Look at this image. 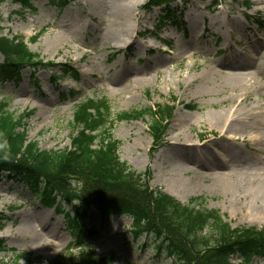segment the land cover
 Segmentation results:
<instances>
[{"label": "rangeland", "instance_id": "374dc122", "mask_svg": "<svg viewBox=\"0 0 264 264\" xmlns=\"http://www.w3.org/2000/svg\"><path fill=\"white\" fill-rule=\"evenodd\" d=\"M30 2V9L10 0L0 5L2 34L22 37L43 63H52L36 70L35 82L25 72L18 83H0V101L7 102L14 116L34 110L24 118L29 141L48 152L69 149L74 110L87 99L106 98L113 119L123 112L175 100L166 131L156 144H152L148 116L112 121L120 161L138 173L148 169L151 188L182 205H188L191 198H202L205 209L218 210L232 226H264L263 215L252 212L261 203L255 197L264 186V124L255 133L224 131L210 124L235 96L247 97L241 109L264 108V85L260 83L264 80L260 75L264 8L259 0H176L171 6L182 12L179 25L169 23L156 34L151 28L161 13L156 7L143 11L146 0H72L63 8L51 6L47 0ZM134 4H138V12L129 20L136 24L135 30L112 43L108 32L121 20L118 6L132 8ZM56 39L65 42L52 47ZM179 46L185 48L182 55L176 53ZM232 56L248 63L252 75L259 71L256 88L241 91L229 86L222 66ZM2 60L0 55V63ZM157 60L159 65H155ZM62 67L68 70L65 74H61ZM127 67L131 71L123 74ZM118 74H123L119 82L110 84L108 80ZM126 88L131 92L122 93ZM186 104L195 108H185ZM176 133L192 141L188 144L199 142L203 153L224 159L220 171L232 174L236 185L220 188L215 173L185 162L193 151L188 146L181 154H172ZM182 170L187 173L182 175ZM0 212L6 216L0 231L6 250L0 252V264H73L84 247L98 256L112 257L114 264H171L150 238L132 239L127 216L104 220L94 215L86 220L85 226L95 233L85 234V246L80 249L71 245L65 218L33 202L22 185L0 182ZM26 222L35 234L24 230ZM249 264H264V259L255 258Z\"/></svg>", "mask_w": 264, "mask_h": 264}, {"label": "trees", "instance_id": "16d2710c", "mask_svg": "<svg viewBox=\"0 0 264 264\" xmlns=\"http://www.w3.org/2000/svg\"><path fill=\"white\" fill-rule=\"evenodd\" d=\"M4 1L0 0V5ZM10 1L23 8L32 6L30 0ZM175 1L147 0L144 4V11L156 7L161 13L153 26L155 33L167 23L179 25L182 12L171 6ZM47 2L63 8L72 0ZM244 6L250 8L248 4ZM0 55V83H18L25 72L35 82L39 67L52 66L31 52L22 37L3 35L1 27ZM67 71L62 67L61 74ZM173 108L157 104L120 113L113 119L106 98L87 99L74 110L70 148L48 152L27 139L24 118L34 110L14 116L7 102L0 101V182L22 185L30 191L33 202L62 215L71 234V245L80 249L85 246V234H94L93 229L86 228V220L94 215L104 220L123 215L131 219L128 232L132 239L150 238L156 251L171 264H249L255 258L264 259V227H233L218 210L205 209L202 198H191L188 205H182L172 196L152 190L148 169L138 173L119 160L120 143L111 133L113 120L148 116L149 131L156 144L162 140ZM5 220L0 212V230ZM5 250L0 239V252ZM73 264L114 263L112 257L98 256L90 247H84Z\"/></svg>", "mask_w": 264, "mask_h": 264}, {"label": "bare ground", "instance_id": "6f19581e", "mask_svg": "<svg viewBox=\"0 0 264 264\" xmlns=\"http://www.w3.org/2000/svg\"><path fill=\"white\" fill-rule=\"evenodd\" d=\"M259 2L263 5L264 8V0H259ZM138 12V4H134L133 7H126V6H118L117 14L119 15L118 18L121 20L119 22L115 21L113 29H111L110 32H108V36L110 37V40L112 43H117L118 40L123 39L124 36L130 34L133 30L136 28V24L132 23L129 19L130 16H132V13ZM135 16V14H134ZM190 25L192 27H197L196 21H189ZM64 40L62 39H56L55 42L51 45L52 47H57L58 45H63ZM50 46V47H51ZM181 49V50H180ZM185 48L183 46H179L176 53L177 54H184ZM232 60L228 58V61L223 62V71L224 78L227 80L229 86L233 89L241 88V91H246L250 88H256L257 82L256 79L258 78L257 71L256 74L252 75L248 71L249 64L246 62H239L238 60H235V57L232 56ZM160 60H157L155 65L160 64ZM130 68H123L122 73H128L130 72ZM123 74H118L117 77L113 76L111 77L108 82L110 84H117L119 82V78ZM260 75H262V79H264V64L262 67H260ZM260 83L264 85V80L260 79ZM122 93H129L131 92L129 88H126L125 90H121ZM262 97L264 94H261ZM247 100V97L240 98L236 97L233 99H230V104L227 110H224L223 112H217V118L214 117V122H211V125H215L220 130H240L245 129L249 133H255L259 132L260 127L264 124V108L257 105L255 107L251 108H244L241 109L242 105H245V101ZM238 112H242L239 114ZM236 115V117L234 116ZM264 138V135L261 136ZM187 139L186 136H184L181 133H176L172 137V144L170 150H173L172 154L178 155L181 154L183 151V148L188 146L191 150H193L187 160H184L185 162L192 163L193 165H196L200 167L202 170L208 169L210 172L215 173L220 180L219 185L220 188H223L225 190L230 189L235 183H237L236 179L232 177V174L223 173L220 171L223 167H225V160L221 157L214 155L212 152H202L200 149L199 142H193ZM150 144V142H149ZM207 142L204 144L206 145ZM209 145V144H208ZM182 175H185L187 173L186 170H182ZM159 178L160 177V174ZM178 181V180H177ZM249 189L251 191H254L252 188V185H250ZM259 194L256 195L255 199L260 200V204H256L252 208V212L259 213L263 215L264 218V186L258 190ZM172 194V193H171ZM41 226L43 227L41 221ZM24 230H26L27 233L35 234L34 229L32 228V225L28 222L24 223Z\"/></svg>", "mask_w": 264, "mask_h": 264}]
</instances>
